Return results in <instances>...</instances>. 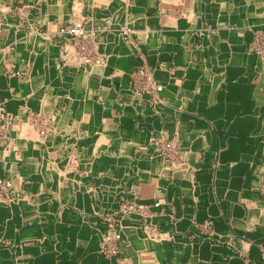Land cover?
<instances>
[{
	"label": "crops",
	"instance_id": "crops-1",
	"mask_svg": "<svg viewBox=\"0 0 264 264\" xmlns=\"http://www.w3.org/2000/svg\"><path fill=\"white\" fill-rule=\"evenodd\" d=\"M0 264H264V0H0Z\"/></svg>",
	"mask_w": 264,
	"mask_h": 264
},
{
	"label": "built area",
	"instance_id": "built-area-1",
	"mask_svg": "<svg viewBox=\"0 0 264 264\" xmlns=\"http://www.w3.org/2000/svg\"><path fill=\"white\" fill-rule=\"evenodd\" d=\"M68 33L72 36L81 37L85 35V29L81 23H77L75 26L69 29ZM117 238H120V236L117 235Z\"/></svg>",
	"mask_w": 264,
	"mask_h": 264
},
{
	"label": "rangeland",
	"instance_id": "rangeland-1",
	"mask_svg": "<svg viewBox=\"0 0 264 264\" xmlns=\"http://www.w3.org/2000/svg\"><path fill=\"white\" fill-rule=\"evenodd\" d=\"M78 23H79V22H78ZM80 23H81V22H80ZM76 24H77V23H76ZM76 24H75V25H76ZM81 24H82V23H81ZM75 25H74V26H75ZM82 25H83V24H82ZM75 37H77V36H75ZM81 37H83V36H81ZM8 117H9V116H8ZM9 130H10V126L7 125V127H6V131L8 132ZM119 236H120V234H119ZM120 237H121V236H120Z\"/></svg>",
	"mask_w": 264,
	"mask_h": 264
}]
</instances>
